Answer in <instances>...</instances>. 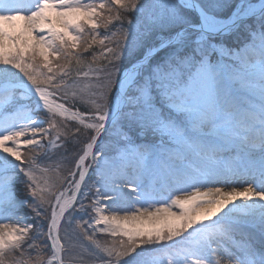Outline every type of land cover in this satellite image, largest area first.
<instances>
[{"label":"snow or ice","instance_id":"6c2138e0","mask_svg":"<svg viewBox=\"0 0 264 264\" xmlns=\"http://www.w3.org/2000/svg\"><path fill=\"white\" fill-rule=\"evenodd\" d=\"M74 228L102 264H264V0H0V264H74Z\"/></svg>","mask_w":264,"mask_h":264},{"label":"rangeland","instance_id":"374dc122","mask_svg":"<svg viewBox=\"0 0 264 264\" xmlns=\"http://www.w3.org/2000/svg\"><path fill=\"white\" fill-rule=\"evenodd\" d=\"M115 27V25L109 26V29H104L101 28L100 32L103 34L106 31H111L113 28ZM150 44H156L158 43V41L153 38L151 41H149ZM111 46V45H109ZM144 50L142 49L140 52H138L136 54V58H140L143 55ZM92 54H95L97 57L96 63L92 65V67H95L97 64H102L104 63L103 61V57L101 55V50L99 48V46H94V49L92 50V53H84L83 54V59H84V65H82V67L86 70V65H88L91 62V58H92ZM159 55H163V52H161ZM81 83H88V81H81ZM71 91V90H70ZM58 99H60L59 95L57 96ZM60 101L64 102L62 99H60ZM69 107H73L72 103L69 101L68 103ZM81 111H83V107L80 108ZM41 117H43V113L40 114ZM70 124L74 125L75 122H70ZM90 135V134H89ZM87 140V136L85 135H81L80 136V143L78 145L75 146V148L72 150L73 151V155L70 157L69 162L63 164L60 169H59V176L63 177L67 175V172L69 170V168L74 167L73 163H71V161H74L76 158L75 153L79 152L80 149L83 147V144L86 142ZM110 146H111V137H102L101 140L98 143V147L103 148L106 152L110 151ZM56 151H58L59 153H57ZM63 154V149H53L52 150V161H46L43 160V157H41V161H43L44 164H48V163H57L59 157H61ZM95 167V166H93ZM90 179L88 178L87 180V184H92L95 182L96 177L95 175L92 174V171H90L89 173ZM53 180H57V175L56 173L52 174ZM21 180L24 179V177L21 175L20 177ZM94 189H93V193L90 194V196L92 194H94ZM16 195L20 198V199H28L29 201H31V198L28 196L27 190L24 186V184L22 183H18L16 185ZM87 203V201H86ZM175 211V209H174ZM23 214L26 217H33L35 214L31 211L30 208H24L22 210ZM31 222V221H28ZM63 234V231H62ZM94 240L99 241L101 244L104 243H110L112 240V237L106 235V234H102L97 232L94 237ZM41 244L43 243V241L40 242ZM71 244L72 247L70 249L71 251V255L74 257V264H102V253H99V250L95 249V246L92 244V241L87 240V238L85 237L83 231H81L78 228H74V230L72 231V235H71ZM45 255H48V250L45 249ZM139 251V250H138ZM67 259V256H66ZM146 259L148 261H151L152 256L151 254L146 256ZM228 258L226 257V260Z\"/></svg>","mask_w":264,"mask_h":264},{"label":"bare ground","instance_id":"6f19581e","mask_svg":"<svg viewBox=\"0 0 264 264\" xmlns=\"http://www.w3.org/2000/svg\"><path fill=\"white\" fill-rule=\"evenodd\" d=\"M57 98V97H56ZM58 99V98H57ZM60 102H62V101H60ZM103 137V136H102ZM101 137V138H102ZM98 143H99V141H98ZM57 153H59L58 151H56ZM91 171V170H90ZM90 173V172H89ZM87 180H88V178H86V183H87ZM214 186H216V187H220V186H222L221 184H216V185H214ZM244 186H247V184H245ZM227 190V189H226ZM237 238H239V237H237ZM214 247H215V245H214ZM228 259H230V258H228ZM221 264H227V260H226V258H224V259H222V261H221Z\"/></svg>","mask_w":264,"mask_h":264}]
</instances>
